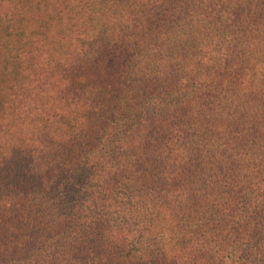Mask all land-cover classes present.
Here are the masks:
<instances>
[{
  "label": "trees",
  "instance_id": "16d2710c",
  "mask_svg": "<svg viewBox=\"0 0 264 264\" xmlns=\"http://www.w3.org/2000/svg\"><path fill=\"white\" fill-rule=\"evenodd\" d=\"M0 264H264V0H0Z\"/></svg>",
  "mask_w": 264,
  "mask_h": 264
}]
</instances>
